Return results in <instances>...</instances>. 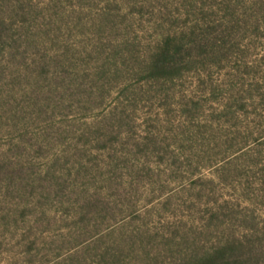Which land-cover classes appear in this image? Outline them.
<instances>
[{"label": "rangeland", "instance_id": "1", "mask_svg": "<svg viewBox=\"0 0 264 264\" xmlns=\"http://www.w3.org/2000/svg\"><path fill=\"white\" fill-rule=\"evenodd\" d=\"M264 264V0H0V264Z\"/></svg>", "mask_w": 264, "mask_h": 264}, {"label": "trees", "instance_id": "2", "mask_svg": "<svg viewBox=\"0 0 264 264\" xmlns=\"http://www.w3.org/2000/svg\"><path fill=\"white\" fill-rule=\"evenodd\" d=\"M237 248H240L237 246V242L230 241L202 256H195L191 259V262L192 264H242L243 262L238 260L240 258L236 260L229 257L231 251Z\"/></svg>", "mask_w": 264, "mask_h": 264}]
</instances>
